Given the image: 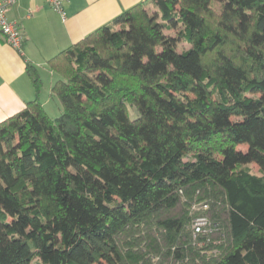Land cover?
<instances>
[{"label": "trees", "instance_id": "1", "mask_svg": "<svg viewBox=\"0 0 264 264\" xmlns=\"http://www.w3.org/2000/svg\"><path fill=\"white\" fill-rule=\"evenodd\" d=\"M47 67L62 114L27 65L0 122V264H264V0H144Z\"/></svg>", "mask_w": 264, "mask_h": 264}, {"label": "crops", "instance_id": "2", "mask_svg": "<svg viewBox=\"0 0 264 264\" xmlns=\"http://www.w3.org/2000/svg\"><path fill=\"white\" fill-rule=\"evenodd\" d=\"M144 0H69L61 16L45 0H15L6 14L24 38L18 54L0 36V122L19 112L35 94L26 67L53 74L47 61ZM2 0H0V3ZM42 82V81H41ZM43 83V82H42ZM53 83L50 85V89ZM49 89V92H50ZM50 99L51 94L48 96ZM39 101L45 108L47 99Z\"/></svg>", "mask_w": 264, "mask_h": 264}, {"label": "built area", "instance_id": "3", "mask_svg": "<svg viewBox=\"0 0 264 264\" xmlns=\"http://www.w3.org/2000/svg\"><path fill=\"white\" fill-rule=\"evenodd\" d=\"M46 3L57 13H59L61 16L64 15L63 13V5L65 3H68L69 0H45ZM15 0H2L0 3V36L3 39V41L10 46L12 49H14L18 54H23V44H24V38L19 31L17 24L9 21L7 19V12L8 9L12 4H14ZM205 208V206L203 207ZM203 223V224H201ZM206 224L205 218H198L194 220L193 223V230L195 233H202L204 234V229L200 225Z\"/></svg>", "mask_w": 264, "mask_h": 264}, {"label": "rangeland", "instance_id": "4", "mask_svg": "<svg viewBox=\"0 0 264 264\" xmlns=\"http://www.w3.org/2000/svg\"><path fill=\"white\" fill-rule=\"evenodd\" d=\"M150 12L153 13V10L150 9ZM166 34H170V35H173V32H165ZM179 49H187V45L186 44H179ZM48 72V71H47ZM41 73V81L43 82L42 83V86H41V90H40V98L42 100H46L47 99V103H46V106H45V110H46V113L47 115L52 118V119H55V118H58L61 114H62V109H61V106H60V103L58 101L57 98L55 97H50V99H48L49 97V89H50V85L53 83H55V81L58 79L57 76L55 75H52L53 78H50V75L48 73ZM237 151L238 152H241V153H245L248 149V145L247 144H241V145H238L237 146ZM251 169L253 170V172L255 174H258V165L253 163L250 165ZM195 206L192 207V210H196L197 206H199L198 204H194ZM198 210V209H197ZM206 218V217H205ZM203 224V223H201ZM202 227V229H204V234H208L212 231L211 229V223L209 221L208 218H206V224L204 225H200ZM96 264H105L104 261H100Z\"/></svg>", "mask_w": 264, "mask_h": 264}]
</instances>
